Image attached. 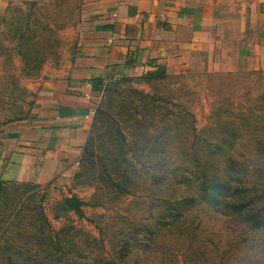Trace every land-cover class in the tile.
I'll use <instances>...</instances> for the list:
<instances>
[{
  "label": "rangeland",
  "instance_id": "374dc122",
  "mask_svg": "<svg viewBox=\"0 0 264 264\" xmlns=\"http://www.w3.org/2000/svg\"><path fill=\"white\" fill-rule=\"evenodd\" d=\"M80 20L75 0H0V264H264V70L113 82L67 151L69 179L2 175Z\"/></svg>",
  "mask_w": 264,
  "mask_h": 264
},
{
  "label": "crops",
  "instance_id": "0c3cea01",
  "mask_svg": "<svg viewBox=\"0 0 264 264\" xmlns=\"http://www.w3.org/2000/svg\"><path fill=\"white\" fill-rule=\"evenodd\" d=\"M83 32L54 81L26 146L10 152L2 175L48 186L70 178L77 145L110 84L188 66L264 70V0H75Z\"/></svg>",
  "mask_w": 264,
  "mask_h": 264
},
{
  "label": "trees",
  "instance_id": "16d2710c",
  "mask_svg": "<svg viewBox=\"0 0 264 264\" xmlns=\"http://www.w3.org/2000/svg\"><path fill=\"white\" fill-rule=\"evenodd\" d=\"M41 72V71H40ZM15 115V114H14ZM13 115L12 116H6V119L5 121L7 122H10V120L12 119ZM187 182L188 183H191L188 185V187H192V186H195L197 182V179H195L194 177H192V174L188 175L187 176ZM5 184V182H0V187H2L3 185ZM187 189V188H186Z\"/></svg>",
  "mask_w": 264,
  "mask_h": 264
}]
</instances>
